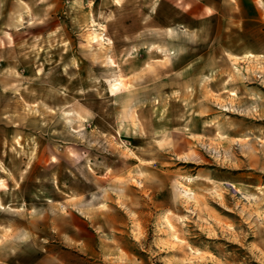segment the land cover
I'll return each mask as SVG.
<instances>
[{
    "label": "rangeland",
    "instance_id": "374dc122",
    "mask_svg": "<svg viewBox=\"0 0 264 264\" xmlns=\"http://www.w3.org/2000/svg\"><path fill=\"white\" fill-rule=\"evenodd\" d=\"M3 3L0 264H264V0Z\"/></svg>",
    "mask_w": 264,
    "mask_h": 264
},
{
    "label": "crops",
    "instance_id": "0c3cea01",
    "mask_svg": "<svg viewBox=\"0 0 264 264\" xmlns=\"http://www.w3.org/2000/svg\"><path fill=\"white\" fill-rule=\"evenodd\" d=\"M2 2H5L2 4V8L7 11V14L10 13L12 8H16V3L18 2H32V1H38V0H0ZM78 0H63V3L65 2L66 4H72ZM18 5V4H17ZM68 7V6H67ZM73 8V6L71 7ZM69 13H71V10H69ZM98 38L95 40H98L101 36V33H99ZM170 51L169 50H164V54L167 55ZM110 60V57H108ZM53 217V215H51ZM83 221V219H81ZM108 236L107 234L104 233H97V232H84V233H79V232H63L59 233L57 235L51 234V236L48 237L47 242L49 243L46 245V251L51 252V256L56 253V257H65L66 255L72 253L79 258L83 259V256L85 255L87 257L93 258L95 261L98 259L96 254L101 253V248L102 244H107V238L103 236ZM125 236V235H122ZM122 242L128 243L129 242V237H121ZM131 242V240H130ZM123 252L125 253L126 257L131 258L132 256L135 255V252L129 248V246H123L121 247ZM94 264H97L94 262Z\"/></svg>",
    "mask_w": 264,
    "mask_h": 264
},
{
    "label": "bare ground",
    "instance_id": "6f19581e",
    "mask_svg": "<svg viewBox=\"0 0 264 264\" xmlns=\"http://www.w3.org/2000/svg\"><path fill=\"white\" fill-rule=\"evenodd\" d=\"M99 34L98 33H95L94 37L95 38H98ZM92 37V36H91ZM92 39V38H91Z\"/></svg>",
    "mask_w": 264,
    "mask_h": 264
}]
</instances>
